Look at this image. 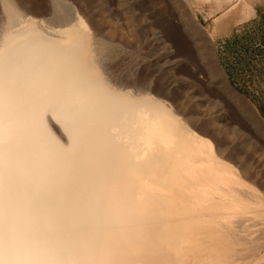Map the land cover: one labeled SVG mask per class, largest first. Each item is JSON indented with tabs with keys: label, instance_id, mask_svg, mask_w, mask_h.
Instances as JSON below:
<instances>
[{
	"label": "bare ground",
	"instance_id": "bare-ground-1",
	"mask_svg": "<svg viewBox=\"0 0 264 264\" xmlns=\"http://www.w3.org/2000/svg\"><path fill=\"white\" fill-rule=\"evenodd\" d=\"M34 1L0 0V264H264V117L187 0L138 12L164 63L114 0ZM176 60L180 104L135 72Z\"/></svg>",
	"mask_w": 264,
	"mask_h": 264
},
{
	"label": "rangeland",
	"instance_id": "rangeland-1",
	"mask_svg": "<svg viewBox=\"0 0 264 264\" xmlns=\"http://www.w3.org/2000/svg\"><path fill=\"white\" fill-rule=\"evenodd\" d=\"M40 1H34L33 6L44 8V2L46 1L47 4L49 2L50 5L45 4L47 9L46 11L43 9V14L46 12L47 14L44 15L50 18L55 12L54 5H51L54 4V0H42V3ZM187 2L194 18L200 25L203 24L202 27L204 26V30L208 32L207 35H210L209 38L230 84L250 100L264 117V0H187ZM119 3V0H114L115 14L121 18L130 14L132 18L134 17V25H136L135 45L127 47L125 51L134 55L149 54L146 56L147 60L159 59L162 63L169 58L179 59V56L173 57V54L159 57V53L153 52L158 42L151 39L149 24L142 22L138 15L140 8L148 5L149 0L145 3L141 0H130L127 7L120 6L124 14H120L122 11L118 12ZM180 58L183 59L181 56ZM184 62L187 63L185 58Z\"/></svg>",
	"mask_w": 264,
	"mask_h": 264
},
{
	"label": "snow or ice",
	"instance_id": "snow-or-ice-1",
	"mask_svg": "<svg viewBox=\"0 0 264 264\" xmlns=\"http://www.w3.org/2000/svg\"><path fill=\"white\" fill-rule=\"evenodd\" d=\"M86 4L95 3L97 0H84ZM142 3L147 2V0H141ZM130 0H120V4L123 7H127ZM174 67L170 74H165L163 76L151 75V69H145L143 65H139L136 69V75L138 77L146 75L152 83L153 89L158 92V94L168 96L169 93L175 97L174 103L180 104L186 102V96L191 92L190 86H188V80L184 72L180 70L181 62L179 60L171 62ZM189 113L192 117L193 122L199 121L201 124L207 122L208 134H213L212 120L207 116L206 113L200 111L195 104L189 108Z\"/></svg>",
	"mask_w": 264,
	"mask_h": 264
}]
</instances>
